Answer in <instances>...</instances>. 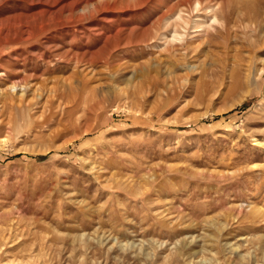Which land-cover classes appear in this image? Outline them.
Masks as SVG:
<instances>
[{"label": "rangeland", "instance_id": "obj_1", "mask_svg": "<svg viewBox=\"0 0 264 264\" xmlns=\"http://www.w3.org/2000/svg\"><path fill=\"white\" fill-rule=\"evenodd\" d=\"M196 3L0 0V264H264V0Z\"/></svg>", "mask_w": 264, "mask_h": 264}, {"label": "bare ground", "instance_id": "obj_2", "mask_svg": "<svg viewBox=\"0 0 264 264\" xmlns=\"http://www.w3.org/2000/svg\"><path fill=\"white\" fill-rule=\"evenodd\" d=\"M197 3H198V0H197ZM197 3H196V6H197ZM199 5V4H198ZM23 16V15H22ZM34 16V15H33ZM32 16V17H33ZM17 17V16H16ZM15 17V18H16ZM28 17H30V16H28ZM31 18V17H30ZM217 21V18L215 17V19H214V21ZM26 23V22H25ZM13 24V23H12ZM12 24H10V25H8V24H6V26L5 27H3V26H1V25H3V24H1L0 25V44H1V42L3 41V42H7L8 41V35L11 33V31H12V34H14L13 33V27H12ZM27 25V24H26ZM15 27V26H14ZM21 27H23V25L21 26ZM13 28V29H12ZM17 29V28H16ZM19 29V28H18ZM22 29V28H21ZM29 29V28H28ZM38 29V28H37ZM20 30V29H19ZM22 31H25V33H27L26 31H27V29H23ZM32 31V30H31ZM31 31H30V34H31ZM17 32H18V30H17ZM21 32V31H20ZM33 32V31H32ZM24 33V34H25ZM29 33V32H28ZM16 34H18V33H15V35ZM19 34H22V33H19ZM26 36V35H25ZM24 36V37H25ZM32 36V35H31ZM27 37H30V35H27L26 36V38ZM8 44V43H7ZM41 57V56H40ZM23 60V59H22ZM20 63V62H19ZM27 63L26 62H24L23 61V65H24V75L22 76V77H19V76H14V77H19L18 79H16V80H14L10 85H8L7 87H5V88H1L0 89V99H2V98H4V97H6L7 96V94H6V92L7 93H9V92H11L12 91V93H14L15 91H18V89H20L21 90V96L23 95H25L26 93H27V91H26V89H27V87L28 86H30V83H31V79L30 78H35L36 77V73L35 72H30V69H26V65ZM22 65V64H21ZM22 65V66H23ZM18 66V65H17ZM36 69V68H35ZM8 70V69H7ZM33 70V69H32ZM36 71V70H35ZM38 71V70H37ZM9 72H11L10 71V68H9V70H8V73ZM13 74V73H12ZM9 75H11V74H9Z\"/></svg>", "mask_w": 264, "mask_h": 264}]
</instances>
